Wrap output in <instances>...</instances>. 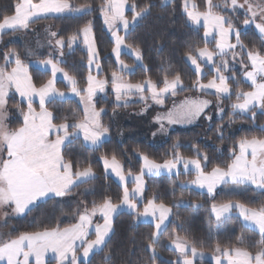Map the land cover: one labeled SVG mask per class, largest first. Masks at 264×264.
I'll list each match as a JSON object with an SVG mask.
<instances>
[{"label":"snow or ice","instance_id":"obj_1","mask_svg":"<svg viewBox=\"0 0 264 264\" xmlns=\"http://www.w3.org/2000/svg\"><path fill=\"white\" fill-rule=\"evenodd\" d=\"M166 2L167 0H162V3ZM126 5L127 0H104L100 6L104 22L108 26L114 41L112 52L116 56L121 72L132 71L131 67L120 59L123 48L130 49L137 60L142 59L140 48L126 44L125 41L129 31L135 27L140 19L149 14L152 7L151 3H146L137 10V5L132 3V16L129 20L125 14ZM220 7L230 8L233 11L244 9L247 18L244 19L243 25L254 24L255 29L262 37V42H264V0H255V2L244 0L242 4L238 3V0H221L220 3L206 0L205 11H200L193 0H183V9L188 20L195 25H199L201 20L203 21L206 45L207 37L214 36L216 39V51H211L205 46L196 48L194 50L196 54H193V51L186 53L187 59L195 66L197 73V80L193 82V87L200 91L215 90L218 100L220 97L230 94L228 80L234 79V77L224 74L229 67L228 61L221 59L217 63L215 58L226 56L229 52L235 58L237 47L242 50L246 48V45L241 41L240 30L235 27L233 21L229 17L213 11V9ZM91 10L92 7L89 4L74 6L69 0H39L38 3H34L33 0H19L15 4L14 14H5L0 19V35L8 30L13 32L27 30L33 20L43 15L66 12L84 13ZM121 28L124 35L120 34ZM79 32L83 35L84 43L88 48L89 67L91 68L95 64L99 70V53L91 36V22L89 21ZM233 34L235 44L231 43L229 39ZM57 36L58 33L50 32L48 43L53 45L54 40L53 47L59 50L62 57L65 43L71 48L77 41L78 35L69 36L67 41L63 37L57 39ZM28 55H35V52L29 50ZM49 56L50 58L41 60L39 63L51 66L53 78L48 79L40 87H36L32 83V78L28 74V65L20 59V54L14 49L6 52L4 57L7 62H11L14 57L15 67L8 70L7 63L0 65V153L6 152V156L0 155V209L11 208V212L16 215L26 214L41 200L50 197H64L79 184L94 180L96 174L91 163L82 169L77 167L73 171V163L71 160L65 159L62 147L71 136L80 133H83L84 141L98 147L109 133V128L101 121L104 110H96L92 103L96 92L105 90L104 85L107 81L97 79L89 74L87 88L80 89L77 87L75 77L58 66L61 62L59 58H52V53ZM247 60L251 70H248L246 65L243 66V75L247 81L251 82L252 90H237L236 102L231 105L233 114L237 112L246 114L255 107L264 109V54L258 50H249ZM201 63L215 65L213 69L215 74L206 84L200 82V77L203 75ZM57 73H63L64 78L71 85V92L80 96L81 101L85 103L82 119H77L76 114L73 113L74 123H69L68 117H65L64 121L59 124L53 123L56 117L46 107V104L53 99L66 96L65 92L55 87L54 78ZM111 81L118 102L133 91L140 93L141 98L145 99L143 93L147 91L152 100L162 104L166 94L175 95L177 89L184 87L179 73H176L171 79H169L168 74H165L162 81H153L149 78L141 82L131 83L125 81L122 76L118 75L117 71H113ZM161 83L163 86H160ZM13 87L21 97L27 100L28 109L23 112V123L19 127L10 129L5 123L8 118L5 109L9 90ZM81 92L86 93V95H81ZM34 96L39 97V112H36L32 107ZM210 103L209 100L185 98L178 110L175 112L170 110L167 114L158 115L155 119L161 124L160 130L165 131L164 120H167L169 124L190 123L201 116ZM217 107L218 111L222 113L223 109L219 107V104ZM206 119L211 120V117L208 116ZM69 128L75 131L70 133ZM217 131L222 134L221 127H218ZM53 132L56 134L54 140L51 138ZM178 147V142L173 145L174 149ZM239 150V154L232 153L234 159L226 167L214 166L211 171H205L208 161L206 154H203L202 163L200 158L184 157L176 151L171 160H165L161 164L150 159L148 155L140 153L141 169L140 173L134 177L135 187L131 190L126 183L127 178L132 175L131 172L128 173V176L124 174L123 167L115 154L111 158L102 155L100 160L103 162L105 173L107 174L110 170L123 185L120 203H112L111 198L107 196L100 203L93 201L90 208L87 203L82 202V210L77 207L73 213L76 222L64 228L57 226L40 231L22 232L14 238L10 234L0 231V261H6V264H31L29 258L34 257L35 264H45L44 255L51 251L56 254L57 264H66V262L78 264V247L82 248V255L85 258L96 250H103L113 229L115 213L120 208L126 207L135 213L137 218L150 216L154 222V231L147 237L148 242L146 244V250L151 252V256L143 264H155L159 237L166 228V221L173 213L171 206L163 202L156 203L155 196L147 201L143 207V212L138 211L139 202L142 200L145 190L144 174L159 175L162 170L171 173L182 163L185 172L189 170L196 172V178L188 183L198 185L201 188L206 187L210 195L214 194L218 185H252L256 189L264 190V137L241 139ZM196 152L198 157L202 155L199 149H196ZM184 185L185 182L181 181V186ZM90 190L85 189V192ZM175 203L182 205L185 201L181 197L177 198ZM193 207L199 208L201 205L194 203ZM233 208L239 210V215L246 226L251 225L258 229L260 234L259 247L253 253L244 247L221 248L217 244L215 252L221 253L224 259L214 255L215 264H224V260H227V264H264V204L258 208H252L240 201L227 200L213 203L211 213L215 216L217 228L231 219ZM97 214L102 217V223H94L93 217ZM9 215L7 212L4 213L3 223L6 224ZM93 233L94 239H89ZM170 239L175 252L179 254L173 264H193V260L188 258V251L190 249L192 255L196 256V243L189 241L186 237L176 235L175 232L172 233ZM238 239L243 243V236ZM69 254L71 255L70 261ZM199 255L203 257L204 253L201 251ZM107 258L109 257L106 253Z\"/></svg>","mask_w":264,"mask_h":264},{"label":"trees","instance_id":"obj_2","mask_svg":"<svg viewBox=\"0 0 264 264\" xmlns=\"http://www.w3.org/2000/svg\"><path fill=\"white\" fill-rule=\"evenodd\" d=\"M17 1L0 0V19L5 14H13ZM36 1L38 0H33V2ZM194 1L198 9H205V0ZM69 2L74 6L89 4L92 10L84 13L70 12L44 17L38 21L53 25L58 33V38L63 37L65 41L72 35H78L79 38V30L89 21L91 22L99 53L100 76L107 81L106 85H108L106 97L97 96L94 103L97 108L104 110L101 121L109 128V133L98 147L85 145L77 136H72L65 143L62 152L66 160L72 161L73 171L77 167L82 169L91 163L96 178L72 188L64 197H50L41 200L26 214L11 219L9 222L12 226L9 233L11 236L57 226L68 227L76 222L73 213L77 207L82 210V202L87 203L90 208L93 201L100 203L107 196L111 198L112 203L118 204L123 190L119 183L103 170L100 160L102 155L111 158L115 154L124 173L128 175L129 172L136 173L140 170L142 164L140 153L148 155L157 163H163L165 160H171L176 151L184 157H198L196 149H199L202 154L199 157L203 158V154L208 157L205 167V170L208 171L214 166L226 167L232 161V153H236L237 144L241 139L264 137V113L262 111L253 108L246 114L239 112L233 114L231 108V103L237 99V88L240 86V89L244 91L251 88L240 76V65L247 66V60L245 54H239V47L235 49L237 53L235 58L231 52L222 57L223 60L228 61L229 65L225 73L233 74L231 77L234 79L228 80L231 91L221 101L223 115L220 118H212L195 127L168 129L160 138L157 137L160 129H154L151 133L146 130H136L128 116L142 103L137 100L136 93L124 96L118 102L112 91L111 73L117 71L118 75L131 83L149 78L153 81H162L165 74H168L171 79L176 73H179L184 87L177 89L175 95L169 93L165 98L167 103L173 97L189 94L210 95L215 98L213 93L200 92L193 87V82L197 80V73L188 63L186 55L189 51L196 54L194 52L196 48L205 46L211 51H216L215 41L207 40L206 45L202 28L195 27L188 22L182 8V0H172L167 4H163L161 0H127L128 10L125 14L130 20L132 3L137 5V10L146 3H151L152 7L149 14L140 19L129 31L125 41L126 44L140 48L142 59L140 62H135L131 56L123 54L121 59L131 66L132 71L121 72L113 59L111 52L113 42L101 16L100 6L104 0H69ZM217 2L220 3L221 0H213V3ZM213 11L227 16L233 21L235 27L240 30L241 40L248 51L258 50L264 54L262 38L251 25H243L242 11L221 9V7L215 8ZM13 33V31H9L2 35L0 64L5 59L4 54L10 49H14L20 54V59L28 65V74L31 76L33 84L41 86L50 79V73L27 63L32 59L23 54L25 49L21 43L11 40L10 36ZM63 53V56L59 57L61 61L59 66L69 75L75 77L78 88H86L90 70L84 46L80 41H77L71 48L65 43ZM45 57L48 55L42 56V58ZM218 57L220 58L217 56L216 61H218ZM12 64V61L7 63V68H10ZM236 64L239 66L236 67ZM202 68L206 70L205 76L201 77L203 81L211 77L212 72L205 65H202ZM56 86L61 90L67 89L62 81H57ZM160 86H163L162 83ZM83 93L81 92V94ZM124 98L126 101L123 100ZM46 107L54 113L56 119L53 122L55 124L63 122L65 117H68L69 123H74L73 113L76 114L77 119H82L84 116L83 106L77 98L53 99L46 104ZM7 108L9 112L8 127L10 129L19 127L23 123V112L26 111L25 103L12 93L8 96ZM218 127L222 128V134L217 131ZM154 133L155 135H153ZM177 142L179 147L174 149L173 145ZM187 175L192 176V173L179 172V175L161 173L145 176V190L139 208L155 196L156 203L163 202L171 206L173 213L163 234L159 237L155 264H173L178 257V254L169 246L173 232L180 237H186L189 241H194L197 250L202 252L214 253L216 245L219 244L221 248L244 247L254 253L259 247V232L246 226L234 212L231 213L230 220L217 228L211 213V206L212 203L232 200L240 201L248 207L258 208L264 204V190H258L249 185H223L210 197L204 191L181 186L180 182L186 179ZM131 184L132 182H129L128 185ZM85 189L91 190L85 192ZM181 197L185 203L176 205V199ZM194 203L200 204L201 207L194 208ZM153 230L151 223L141 221L135 213L119 212L113 219V229L103 250L94 252L88 260L78 264H143L151 256V252L146 250V244L147 237ZM241 236H243V243L238 239ZM106 253L109 257L107 259ZM194 264L211 263L205 260H196Z\"/></svg>","mask_w":264,"mask_h":264},{"label":"rangeland","instance_id":"obj_3","mask_svg":"<svg viewBox=\"0 0 264 264\" xmlns=\"http://www.w3.org/2000/svg\"><path fill=\"white\" fill-rule=\"evenodd\" d=\"M172 0H167V2L166 3H163V4H167V3H170ZM161 2H162V0H161ZM193 2L195 3V1L193 0ZM253 2H255V0H253ZM217 3H219V2H217ZM238 3H244V0H238ZM196 4V3H195ZM182 5H183V0H182ZM245 7H247L246 5H245ZM205 9H206V0H205ZM205 9H202V10H205ZM221 9H226V8H223V7H221ZM229 10H232V9H230V8H228ZM237 10H239V12H241L242 11V13H243V15H244V19H246L247 17H246V15H245V10L244 9H237ZM233 11V10H232ZM101 16H102V19H103V23H104V26L108 29V26L105 24V22H104V17H103V15L101 14ZM254 29H255V26H254V24H250ZM108 31H109V29H108ZM255 31L259 34V32H258V30H256L255 29ZM27 32V31H26ZM50 32H52V29H39L37 32H35V34H34V37H35V40H37V43H38V46H41V48H38V49H32L31 47V49L30 50H32V51H34L35 52V55H28V51H29V49L27 50H24V52L25 53H23L24 55H26V56H28L29 58H31L32 60H34V61H39V60H41V59H46V58H50V56H49V54L51 53V47H52V45H48V40H49V33ZM110 32V31H109ZM31 35V34H30ZM29 35V36H30ZM81 35V34H80ZM259 36H260V34H259ZM261 37V36H260ZM31 38V37H30ZM262 38V37H261ZM32 39V38H31ZM242 41V40H241ZM235 40L232 42L233 44H235ZM30 43V41L28 40V39H25L24 40V45H25V47L27 48V44H29ZM215 45H216V41L214 42V47H215ZM215 49H216V47H215ZM240 49V48H239ZM247 52H248V50H247V48H245V49H240V52H239V54L241 55L242 53L243 54H245L246 55V60H247ZM44 55H48V57H45V58H42V56H44ZM237 56V55H236ZM221 59H223L222 57H218V61H217V63H219V61L221 60ZM122 60V59H121ZM123 61H124V59H123ZM125 62V61H124ZM247 62V67H248V70H251V68H250V63H249V61L247 60L246 61ZM6 63V62H5ZM126 63V62H125ZM127 64V63H126ZM202 65H205V64H202ZM201 65V66H202ZM237 66H239V64H236V67ZM243 66L244 65H240V72H241V79L242 80H244L245 82H247L250 86H251V82L250 81H247L246 80V78L244 77V75H243ZM131 67V66H130ZM214 67H215V65H213V66H211V68H210V71L212 72V75H211V77H208L206 80H201V77L202 76H205V73H206V70H204L203 68H202V72H203V75L200 77V82L201 83H204V84H206L210 79H212L213 78V76H214V71H213V69H214ZM124 72H127V71H124ZM224 74L226 75V76H233V74L231 75H229V74H226L225 72H224ZM103 80H104V78H102ZM124 79V78H123ZM110 81H111V77H110ZM128 82V81H127ZM108 85H104V92H102V93H100V94H97V95H95L94 96V98H93V104L95 105V103H94V99L97 97V96H101L102 98H104V97H106V91H107V87ZM231 87H232V85H230ZM241 87L239 86L238 88H237V90L239 89V90H242V89H240ZM250 90H252V86H251V88L250 89H247L246 91H250ZM112 91H113V87H112ZM198 91H200V90H198ZM244 91V90H243ZM114 92V91H113ZM200 92H206V93H213L214 95H215V90H206V91H200ZM137 94V100L138 101H141V106L140 107H138V108H135L134 110H133V112H131L130 113V115L128 116V118H130L131 119V121H132V125L134 126V128L136 129V130H146V131H148L149 133H151L152 132V130H154V129H161V124H160V122H158L155 118L158 116V115H160V116H163V115H165V114H167L170 110H172V111H176V110H178V108H179V106L181 105V103L185 100V98H190V99H201V100H209V101H211V103H210V105L207 107V109L205 110V112L203 113V114H201V116H199V117H197L196 119H194L192 122H183V123H174V124H169L168 122H167V120H164L163 121V125H164V129H166L165 131H167L168 129H175V128H185V127H187V128H189V127H195V126H199V125H202L203 123H205V122H207V121H209L208 119H206V117H208V116H210L211 117V119L212 118H220L222 115H223V112L221 113V112H219L218 111V107H217V105L219 104V107L220 108H222L223 109V106H222V104H221V101H222V99L224 98V97H226L227 95H224V96H222V97H220L219 98V100H218V98H217V96L215 95V98L214 97H211L210 95H202V94H196V95H193V94H189V95H185V96H181V97H173L171 100H168V103H167V101L165 102V98L168 96V94H166V96L164 97V100H163V103L162 104H158V103H156L154 100H152L151 99V96H150V93H148L147 91H145L144 93H143V96L145 97V99H142L141 98V94L140 93H136ZM114 95H115V98H116V94H115V92H114ZM124 101H126V99L124 98L123 99ZM236 102V101H235ZM235 102H232L231 104H233V103H235ZM83 107L85 108V103H84V105H83ZM95 108H97L96 106H95ZM257 110H259V111H262L263 113H264V109H261V108H259V107H255ZM102 109V108H101ZM96 110H100V108H97ZM5 111H6V114H7V112H8V109H7V107H6V109H5ZM233 111V110H232ZM5 123L7 124V119H6V121H5ZM264 125V124H263ZM159 132H161V133H159ZM164 133V131H161V130H159L158 131V135H157V137L158 138H160L161 136H162V134ZM155 141V140H154ZM239 142H238V144H237V149H236V154H239ZM0 155H4V156H6V152H3V153H0ZM190 158H200L201 160H202V163H203V158L202 157H190ZM249 158H250V156H249ZM232 159H234V156H233V158ZM162 164V163H161ZM227 166V165H226ZM140 169H141V167H140ZM212 169V168H211ZM211 169L210 170H208V171H211ZM206 171V170H205ZM177 172H184V173H186L185 172V169H184V166H183V164L182 163H180L179 165H178V167H177V169H173L172 170V172L171 173H169L167 170H162V172L161 173H165V174H177ZM187 172H191L192 173V176H188L187 175V177H186V179H184V180H182V181H184L185 182V185H184V187H190V188H194V189H197V190H200V191H204V192H206L210 197L211 196H213L215 193H216V191H218V189L219 188H221L223 185H218L217 186V188H216V190H215V192H214V194H212V195H210L208 192H207V188L205 187V188H201V187H199L198 185H195V184H191V183H188V182H190V181H192V180H194L195 178H196V172L195 171H193V170H189V171H187ZM140 173V170L138 171V172H136V173H131L132 175L130 176V178H131V181H134V177H135V175H137V174H139ZM160 173V174H161ZM145 176H154V175H149V174H147V173H145L144 174V177H143V179H144V181H145ZM135 183V182H134ZM180 185H181V182H180ZM249 186H251V187H253V188H255L254 186H252V185H249ZM256 189V188H255ZM258 190H261V189H258ZM213 204V203H212ZM5 212H7V213H9L10 215L7 217V219H6V224L5 223H3V221H4V213ZM236 213L237 215H238V217L240 218V220L245 224V222L243 221V219H242V217H240V215H239V210L238 209H235V208H233L232 209V212L231 213ZM20 215H22V214H20ZM20 215H16V214H13L12 212H11V208H4V209H0V231H2V232H4L5 234H9L10 232H11V229H12V226L9 224V222H10V220L11 219H13V218H15V217H17V216H20ZM213 215V214H212ZM213 217H214V219H215V216L213 215ZM170 218V217H169ZM246 225V224H245ZM247 226H249V227H251V228H253V229H255L253 226H251V225H247ZM256 231H258V229H255ZM11 237H15V236H11ZM199 251V250H198ZM206 253V252H205ZM0 264H6V261H0Z\"/></svg>","mask_w":264,"mask_h":264},{"label":"crops","instance_id":"obj_4","mask_svg":"<svg viewBox=\"0 0 264 264\" xmlns=\"http://www.w3.org/2000/svg\"><path fill=\"white\" fill-rule=\"evenodd\" d=\"M19 2V0L17 1V3ZM39 2V0L38 1H36V2H34V3H38ZM182 8H183V5H182ZM128 10V6L126 5V11ZM200 10V9H199ZM206 10V9H205ZM205 10H200V11H205ZM183 11H184V9H183ZM66 13H70V12H66ZM185 13V12H184ZM13 14H14V12H13ZM62 14H65V13H62ZM57 15H60V14H47V15H43V16H41V17H39V18H37V19H35V20H33L31 23H30V25H29V28L27 29V30H19V31H16V32H14L10 37H11V40L12 41H18L19 43H21V45H23V48L26 50H28L30 47L32 48V49H38V48H41V46H38V43H37V40H35V37H34V34H35V32H37L39 29H52V32H56L57 33V31H56V29H55V27H53V25H51V24H49V23H40L38 20H40L41 18H44V17H49V16H57ZM185 15H186V13H185ZM186 17H187V15H186ZM130 20V19H129ZM187 20H188V18H187ZM188 22L191 24V25H193V26H195V27H200V28H202V30H203V36H204V28H203V21L201 20V23L199 24V25H195V24H193L191 21H189L188 20ZM9 31H11V30H8V31H6V32H9ZM27 31V32H26ZM6 32H4V33H6ZM109 32V31H108ZM3 33V34H4ZM110 33V38H111V40H112V42H113V47H114V41H113V38H112V35H111V32H109ZM2 34V35H3ZM15 34V35H14ZM31 34V35H30ZM120 34L121 35H124V31H123V29L121 28V30H120ZM2 35H0V43H1V39H2ZM30 35V36H29ZM91 36H92V38L94 39V36H93V32L91 33ZM32 39H31V38ZM57 39H58V36L56 37ZM205 38V37H204ZM25 39H28L29 41H30V43L29 44H27V48L25 47V45H24V40ZM229 39H230V42L232 43L234 40H235V36H234V34L233 35H231L230 37H229ZM207 40H214V41H216V39H215V37L214 36H209V37H207ZM77 41H80L81 43H82V45L84 46V48H85V50H86V52H87V55H88V48H87V45H85V43H84V37H83V35L81 34L80 35V37L77 39ZM77 41L73 44V45H75L76 43H77ZM94 41H95V39H94ZM48 45L50 46V44L48 43ZM53 45H54V40H53ZM53 45H52V47H51V53H52V58H59L60 57V52H59V50H57L56 48H54L53 47ZM72 45V46H73ZM95 46H96V43H95ZM69 47V46H68ZM30 48V49H31ZM201 48H203V47H201ZM29 49V50H30ZM96 50H97V47H96ZM210 50V49H209ZM97 52H98V50H97ZM112 52V51H111ZM123 54H127V55H129V56H131L132 57V59L135 61V62H140V60H137L136 58H135V56L132 54V52H131V50L130 49H128V48H123L122 49V52H121V55H120V59H121V56L123 55ZM112 56H113V59H114V61H115V63H116V65L118 66V64H117V61H116V56H115V54L112 52ZM46 59H48V58H46ZM216 59V58H215ZM41 60H45V59H41ZM41 60H39V61H41ZM39 61L37 60V61H34V60H31V61H28L27 63L28 64H30V65H33V66H35V67H38L39 69H41V70H44V71H48L49 73H50V78H53L52 77V71H51V66L50 65H48V66H45V65H43V64H41V63H39ZM187 61H188V63L192 66V68L195 70V66L194 65H192V63H191V61L190 60H188L187 59ZM5 62L6 63H9V62H7L5 59H4V61H3V63H1L0 65H4L5 64ZM12 62H13V64L10 66V68H8V70H11V68L12 67H15V58L13 57L12 58ZM99 62V61H98ZM26 64V63H25ZM100 64V63H99ZM202 64H205V66H207L208 68H211V66H213L212 64H207V63H201V65ZM87 65H88V69L90 70V74L93 76V77H95V78H97V79H102V77L100 76V73H101V66H100V69L99 70H97V68H96V66H95V64H93L92 66H91V68L89 67V63H87ZM59 66V65H58ZM60 67V66H59ZM119 67V66H118ZM202 67V66H201ZM54 81H55V87L58 89V90H60V91H62V92H65L66 93V96L65 97H57V98H55V99H64V98H77L80 102H81V104H82V106L84 105V102H82L81 101V99H80V96H77V95H75L74 93H72L71 92V85L69 84V82L64 78V76H63V73H57V75H56V77L54 78ZM57 81H62L66 86H67V89H65V90H61V89H59L57 86H56V82ZM33 83V82H32ZM87 86H88V81L86 82V88H87ZM36 87H40V86H36ZM104 92V91H103ZM16 94V96L20 99V100H22L24 103H25V105H26V111H27V109H28V102H27V100L26 99H24L23 97H21L20 95H19V93H17L16 91H15V88L13 87V88H11L10 90H9V95L10 94ZM100 93H102V92H99V91H97L96 92V94L95 95H97V94H100ZM131 93H136L135 91H133V92H131ZM130 94V93H129ZM8 95V96H9ZM81 95H86V93H83V94H81ZM94 95V96H95ZM226 95H228V94H226ZM94 98V97H93ZM93 102V101H92ZM7 107V106H6ZM32 107H33V109L36 111V112H39L40 111V102H39V97H36V96H34L33 97V102H32ZM8 109V108H7ZM97 109V108H96ZM83 110L85 111V108L83 107ZM25 111V112H26ZM8 115H9V112H7V117H8ZM8 119V118H7ZM54 123V122H53ZM8 125V124H7ZM68 131L71 133V132H73V131H75L74 129L73 130H71L70 128L68 129ZM74 136H77V137H79L81 140H82V142L85 144V145H87V146H95V145H92V144H90L89 142H86V141H84V139H83V133H80L79 135H74ZM72 137V136H71ZM71 137H70V139H71ZM108 137V135H106L104 138H103V141L106 139ZM51 138L54 140L55 138H56V134L53 132L52 133V136H51ZM69 139V140H70ZM102 141V142H103ZM68 142V141H67ZM66 142V143H67ZM65 145V144H64ZM63 145V146H64ZM63 148V147H62ZM102 167H103V170L105 171V169H104V166H103V162H102ZM110 177H112L114 180H116L118 183H119V185L122 187V190H123V185L121 184V182L119 181V178L118 177H116L114 174H112L111 173V171L109 170V172L107 173ZM125 174V173H124ZM126 175V174H125ZM126 176H128V175H126ZM129 182H132V184L131 185H128L129 184ZM145 182V181H144ZM126 183H127V187L131 190L132 188H134L135 187V183H134V181H131V178L130 177H128L127 178V181H126ZM141 202V201H140ZM139 202V203H140ZM120 203V202H119ZM118 203V204H119ZM147 203V201L138 209V211L139 212H143V207H144V205ZM122 211H125V212H130V213H132L130 210H128L126 207H122V208H120L118 211H117V213H115V215H114V217L119 213V212H122ZM140 218V220L141 221H143V222H147V223H151L152 225H153V229H154V222L152 221V219H151V217L149 216V217H143V216H141V217H139ZM93 220H94V223H102L103 222V220H102V217H100V215L99 214H97V216H95V217H93ZM98 220V221H97ZM169 220V219H168ZM167 222L168 221H166V225H167ZM154 231V230H153ZM259 232V231H258ZM89 239H94V233L91 235V236H89ZM77 243H79V242H77ZM169 246H170V248H172L173 250H174V246L173 245H171V242L169 243ZM96 251H98V250H96ZM96 251H94V252H96ZM175 251V250H174ZM77 252H78V257H79V260H78V263L79 262H82V261H86V260H88L89 259V257L94 253H91L90 254V256L89 257H87V258H85V257H83V255H82V248H79L78 247V249H77ZM201 251H198L197 250V255L196 256H193L192 255V253H191V250L189 249V251H188V258L189 259H192L193 260V264H194V262L196 261V260H205V261H207V262H209V263H211V264H215V260L213 259V256L215 255V256H220L221 257V259H224L223 258V256H222V254L221 253H218V252H214V253H205V252H203L204 253V255H203V257H201L200 255H199V253H200ZM178 254V253H177ZM179 255V254H178ZM30 259V262H31V264H35V258L34 257H30L29 258ZM70 259H71V255L69 254V261H70ZM177 259V258H176ZM44 261H45V264H57V259H56V254L55 253H53V252H51V251H48V252H46L45 253V255H44ZM66 264H68V262H66ZM224 264H227V260H224Z\"/></svg>","mask_w":264,"mask_h":264}]
</instances>
